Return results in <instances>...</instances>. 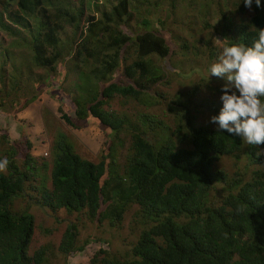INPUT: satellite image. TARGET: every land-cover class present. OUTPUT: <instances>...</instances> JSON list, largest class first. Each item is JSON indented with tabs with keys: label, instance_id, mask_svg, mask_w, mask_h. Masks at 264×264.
<instances>
[{
	"label": "trees",
	"instance_id": "16d2710c",
	"mask_svg": "<svg viewBox=\"0 0 264 264\" xmlns=\"http://www.w3.org/2000/svg\"><path fill=\"white\" fill-rule=\"evenodd\" d=\"M132 1L116 0L108 9L104 4L103 10L96 7L92 11L90 0H78L79 5L75 0H0V32L9 35L11 44L32 52V65L53 72L55 67L48 66L65 55L74 67L90 59L95 61L92 71L78 72V95H64L72 109L62 106L58 111L75 129L82 128L78 121L97 120L107 139L98 162L81 158L64 138L59 139L50 148L52 167L47 178L32 164L29 142H25L23 165L18 166L13 143L5 141L6 134L1 135L9 163L6 173H0V264H51L46 247L30 254L36 229L35 217L29 212L32 204L54 214L61 210L68 215L81 214L98 226L103 222L116 226L128 208H138L143 229L135 242L112 251L105 240L108 249L99 247L88 264H264V167L250 169L251 165L264 166L260 153L264 144L247 145L242 152L244 141L239 137L219 128H195L189 120V132H183L180 138L188 139L190 146H178L172 138L156 142L103 109L116 96L139 101L152 94L149 88L161 77L151 57L169 56L170 46L155 28L161 23L150 24L144 19L139 24L142 31L130 35L119 30L122 23L128 25L133 20ZM171 2L176 8L191 4ZM260 4L264 9V0ZM260 29H264V11L258 9L236 36L228 37L231 29L227 25L220 34L226 45L251 46ZM126 46L127 60L132 62L119 69L124 62L120 61L121 51ZM23 52L18 58L9 47L0 49V58L10 61L7 69H12L6 74L5 67L1 69L2 85L14 80L11 75L26 74L30 69V53ZM117 68L130 85L116 82L113 74ZM83 88L89 100L82 96ZM56 95L62 94L59 91ZM27 100L23 99V105ZM154 103L150 101V106ZM13 104L18 106L17 102ZM20 107L14 113L20 112ZM127 128L131 131V155L124 176H120L114 167L111 144ZM182 129L180 126L178 132ZM240 153L247 164L233 175L214 167L220 157L238 159ZM29 185L35 197L22 211L16 210L17 200L28 196ZM78 233L76 224L68 225L58 248L60 253L72 256L87 244L100 242L89 237L78 246Z\"/></svg>",
	"mask_w": 264,
	"mask_h": 264
},
{
	"label": "rangeland",
	"instance_id": "374dc122",
	"mask_svg": "<svg viewBox=\"0 0 264 264\" xmlns=\"http://www.w3.org/2000/svg\"><path fill=\"white\" fill-rule=\"evenodd\" d=\"M115 1L90 0L89 4L92 5V11L96 7L101 11L104 4L108 9ZM75 2L79 5L78 0ZM188 2L191 3L190 6L186 4ZM184 3L185 8H176L171 0L132 1L130 12L133 20L128 25L122 23L119 30L130 35L142 31L139 24L144 19L150 24L161 23V26L155 28L169 44V56L167 59L151 57L153 67L160 70L158 75L161 77V81L149 88V93L156 96L152 94L148 97L142 96L139 101L116 96L103 109L122 119L126 127H138L140 132L147 133L146 135L154 138L156 142H165L172 138L178 146L187 147L190 146L188 139L180 138L183 132H189L186 127L187 120L195 128L204 127L212 130L218 128V125L209 121L212 116L218 115L222 108L219 97L223 94L221 87L225 80L209 75V69L217 62L223 46L226 45L220 34L222 29L227 25L231 29L228 37L236 36L238 30L245 27L258 9L263 11L264 9L261 6L256 7L255 0L251 8H246L243 0H184ZM96 15L99 17V13ZM6 20L9 22L7 17ZM11 42L7 33L0 32V49L9 47L18 58L21 50L29 52L31 66L26 74L21 72L11 75L14 80L8 79L4 85L0 81V160L6 158L7 147L3 144L4 141H1V135L6 134L5 141L13 143L17 153V156H14L17 165H23L27 141L31 145V154L34 157L32 164L47 178L52 167L50 148L61 138H64L81 158L98 162L107 139L97 120L91 118L78 121L77 125L82 128L75 129L58 111L62 106L68 111L72 109L70 101L65 99L64 95L68 97L78 95L79 92L75 91L78 85L77 74L79 71H92L96 66L95 61L93 59L88 62L81 61L82 63H77L74 67L71 58L65 55V58H57L48 66L55 67L53 72L52 70L49 72L47 67L31 64L32 52L28 48ZM126 48L127 46L121 51L120 61L124 62L119 65V69L132 62V59L127 60ZM0 59L5 63L0 62V71L5 67L3 68L5 74L11 72L12 69H7L10 61L6 62L2 57ZM119 69H116L113 78L119 85H130L129 80L120 75ZM59 91L61 97L56 95ZM81 93L89 100L85 88ZM24 98L28 99L25 105ZM150 101H155V105L150 106ZM14 102L18 103L17 108L21 106L19 114L13 111L16 109ZM180 126L183 129L178 132ZM128 128L119 132L111 144L114 167L120 176H124L127 159L131 155V131ZM246 147L243 142L241 151L243 152ZM43 152H47L48 156L45 157ZM241 153L238 159L220 157L219 161L214 163V167L233 175L247 164ZM260 153L264 156V148H260ZM263 167L251 165L250 169ZM30 185L26 188L28 196L15 203L16 210L22 211L28 200L35 197L36 192ZM29 212L34 215L36 223L30 254L38 248L46 247L51 264H88L90 257L99 247L108 249V245L103 241L110 242L112 251L117 248L122 250L129 243H134L143 229L141 225L143 217L138 213L137 207L128 208L123 214L122 221L116 226H110L108 222L98 226L81 214L68 215L64 210L54 214L34 204L29 208ZM70 224H76L78 227V246L89 237H94L100 242L87 244L82 252L65 256L58 248ZM46 230H51L50 234H46Z\"/></svg>",
	"mask_w": 264,
	"mask_h": 264
},
{
	"label": "clouds",
	"instance_id": "9594fccd",
	"mask_svg": "<svg viewBox=\"0 0 264 264\" xmlns=\"http://www.w3.org/2000/svg\"><path fill=\"white\" fill-rule=\"evenodd\" d=\"M243 2L246 8L253 4V0ZM255 5L260 7V0ZM258 33L251 46H223L209 69V75L225 80L219 97L222 108L209 122L253 147L264 144V29ZM43 155L48 156L47 152ZM8 163L6 158L0 160V172L7 170Z\"/></svg>",
	"mask_w": 264,
	"mask_h": 264
},
{
	"label": "crops",
	"instance_id": "0c3cea01",
	"mask_svg": "<svg viewBox=\"0 0 264 264\" xmlns=\"http://www.w3.org/2000/svg\"><path fill=\"white\" fill-rule=\"evenodd\" d=\"M20 112H18V114H19ZM22 118H24V117H22Z\"/></svg>",
	"mask_w": 264,
	"mask_h": 264
}]
</instances>
